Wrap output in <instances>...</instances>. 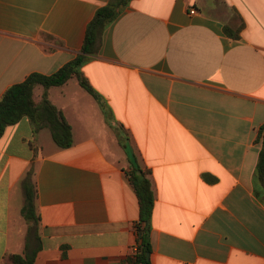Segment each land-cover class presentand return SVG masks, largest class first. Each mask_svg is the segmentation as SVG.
<instances>
[{"label": "crops", "instance_id": "1", "mask_svg": "<svg viewBox=\"0 0 264 264\" xmlns=\"http://www.w3.org/2000/svg\"><path fill=\"white\" fill-rule=\"evenodd\" d=\"M108 1L0 0V98L76 58ZM241 26L239 38L225 31ZM101 36L82 73L104 109L77 78L48 90L73 146L48 150L51 131L35 134L28 117L0 139V264L11 254L33 264H134L135 160L155 194L153 264H264L253 176L263 147L264 0H132ZM31 169L37 222L22 215Z\"/></svg>", "mask_w": 264, "mask_h": 264}, {"label": "trees", "instance_id": "2", "mask_svg": "<svg viewBox=\"0 0 264 264\" xmlns=\"http://www.w3.org/2000/svg\"><path fill=\"white\" fill-rule=\"evenodd\" d=\"M132 0H109L107 5L98 8L93 20L89 23L83 46L76 58L67 62L50 75L38 72L31 73L23 82L7 88L0 98V139L9 126L17 124L24 117H28L34 124V133L47 127L55 145L61 149H68L74 144L73 128L64 117L61 109L56 107L48 98V90L52 87L65 85L72 78H77L85 91L91 94L103 107L101 95L94 90L88 79L82 73V67L91 55L98 52L101 35L127 8ZM242 26L237 31L229 27L225 31L234 38H239ZM43 87L40 102L35 100V88ZM106 114V113H105ZM107 116V114H106ZM108 120V116L106 117ZM257 142L263 147L259 155L254 176L255 195L264 201V124L258 129ZM33 169L29 170L23 180L25 203L22 215L27 221L40 220L35 206L36 187L33 182ZM150 170L143 169L138 162L132 161V169L128 172L129 181L133 187L139 203V222L137 229V252L134 254V264H153L148 255L152 253L151 218L155 207V194L150 180ZM148 254V255H147ZM11 264H33L34 257L11 254L8 256Z\"/></svg>", "mask_w": 264, "mask_h": 264}, {"label": "rangeland", "instance_id": "3", "mask_svg": "<svg viewBox=\"0 0 264 264\" xmlns=\"http://www.w3.org/2000/svg\"><path fill=\"white\" fill-rule=\"evenodd\" d=\"M42 91H43V93H44V89H43V88H38V90H37V94H41ZM43 93H42V94H43ZM44 144H46V148H48L49 145H50V146L57 147V145H55V142L53 141L52 136L49 135V132H48V136H47V142L44 143ZM48 150H49V148H48Z\"/></svg>", "mask_w": 264, "mask_h": 264}, {"label": "built area", "instance_id": "4", "mask_svg": "<svg viewBox=\"0 0 264 264\" xmlns=\"http://www.w3.org/2000/svg\"><path fill=\"white\" fill-rule=\"evenodd\" d=\"M191 13H192V14H194V13H195V11H194V10H192V11H191Z\"/></svg>", "mask_w": 264, "mask_h": 264}, {"label": "water", "instance_id": "5", "mask_svg": "<svg viewBox=\"0 0 264 264\" xmlns=\"http://www.w3.org/2000/svg\"><path fill=\"white\" fill-rule=\"evenodd\" d=\"M148 255V254H147ZM148 258H150V255H148Z\"/></svg>", "mask_w": 264, "mask_h": 264}]
</instances>
